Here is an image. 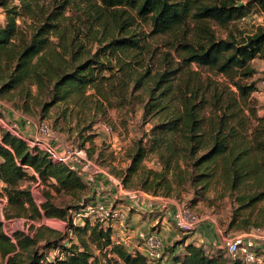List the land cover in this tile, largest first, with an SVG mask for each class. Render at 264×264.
Returning <instances> with one entry per match:
<instances>
[{"label": "trees", "instance_id": "16d2710c", "mask_svg": "<svg viewBox=\"0 0 264 264\" xmlns=\"http://www.w3.org/2000/svg\"><path fill=\"white\" fill-rule=\"evenodd\" d=\"M30 1L20 0L24 8L17 12L16 8L7 9V0H0V8L6 9V24L0 26V98L7 97L23 112L39 107L44 116L59 103L79 105L88 99L105 110L123 105L132 92L146 88L142 117L155 119L150 146L142 145L141 140L137 143L124 184L136 178L138 188L154 196L186 190L201 194L214 184L234 196L236 210L264 203V115L257 114L252 98L259 84L252 62L264 61V0L242 6H237L240 0H95L93 15L84 19L76 33L75 28L62 25L70 0L60 1L38 26L23 29L17 25V17L22 23L25 18L37 19ZM251 5L263 16V24L251 32L238 30L234 23L246 16ZM137 19L146 22L152 34L179 37L176 67L153 71L147 66L154 53L146 51L141 38L129 30ZM211 23L225 29L226 36L217 37ZM94 26L100 31L96 40L100 47L91 54L80 33L86 38ZM131 83L135 84L133 90H129ZM90 90L93 92L88 94ZM148 153L156 156L159 171L142 168ZM28 176L48 183L57 193H75L87 187L65 164L51 160L40 147L1 127L5 219L63 217L48 200L39 206L27 189L19 187ZM259 215L255 222L248 217L245 224L252 227L242 232L253 228L264 231V206ZM173 226L180 232L174 221ZM229 226H235L234 217ZM89 227L91 242L101 251L109 249L116 263L147 264L143 254H131L123 244L112 242L110 227L102 228L99 223L90 226L86 221L83 232ZM2 228L0 222V264L97 262L80 235L82 251L71 243L50 260L36 248L39 235L16 232L13 241ZM150 234L145 233L146 237ZM176 245L165 247L171 264H245L226 250L211 254L190 241L184 243L183 253H176Z\"/></svg>", "mask_w": 264, "mask_h": 264}, {"label": "rangeland", "instance_id": "374dc122", "mask_svg": "<svg viewBox=\"0 0 264 264\" xmlns=\"http://www.w3.org/2000/svg\"><path fill=\"white\" fill-rule=\"evenodd\" d=\"M60 1L62 0H31L30 2L34 7L33 11L38 14L36 15L37 19L31 21V19L25 18V23H22V19L17 17V25L23 27V29L38 26L45 21L48 13L53 11ZM239 2L245 5L252 3V0H240ZM35 3L37 7H35ZM93 5H96L95 0H70L63 15L65 21L62 25L68 29L75 28L74 33H76L78 28L83 27L84 19L89 15H93L91 7ZM11 8H16L17 12H22L24 5L20 3V0H7V9ZM249 9L244 18L234 23V26L238 30L251 32L256 25L263 24V16L254 9V6L251 5ZM5 24L6 9L0 8V26H5ZM210 25L217 37L226 36L225 29L213 23ZM129 30L141 38L146 51L154 53L152 61H149L147 64L153 71H155V68L162 70L166 66L176 67L175 64L178 59L175 48L179 42V37L152 34L151 27L139 19L134 21V25L129 27ZM99 33L100 31L96 29V26L91 30V35L86 38L84 37L85 33H80V37L84 40L85 49L90 51L91 54H94L97 48L100 47V45L96 44ZM70 39L71 37H69ZM252 65L257 70L254 78L260 83L264 80V61L255 60L252 62ZM193 68L204 74L208 73L207 69H200L195 67V65H193ZM134 85V83H131L129 90H133ZM145 90L140 89L132 92L126 103L114 105L113 107L105 108V110L98 107L94 99L92 101L88 99L79 105L71 102L59 103L52 107L44 116L41 115L39 107H32L30 111L23 112L18 107H15L7 97L0 98V130L3 126L4 129L15 133L16 128L12 127V124H14L13 121H15L16 117L22 118L25 123L26 120H31L32 124L30 126L34 129V132L38 122H43L51 129V135H41V141L49 143L57 152H62L65 148L82 150L89 164L86 173L74 171L87 184V187L80 191L75 190V193L66 194L63 191L57 193L47 185L48 183L45 184L41 181L31 180L29 176H33L34 174L31 170H28L29 176L19 182V187L27 189L37 205L40 206V204L48 200L50 207L58 212V214H63V217L43 216L39 220H31L25 217L5 219L4 209L7 205V199L2 191L3 184L0 182V222L3 223V233L7 237L14 241L17 235L15 234L16 232L26 236L39 235L36 245L38 252L52 260L64 251L63 246L69 247L71 243L75 244L82 251L83 248L78 239V235H80L83 240H86L85 244L88 245L90 251L97 257L96 264H121L112 260V255L108 253L109 249L104 248L101 251L91 242L90 227L83 232L85 222L88 221L90 222V226H93L94 223H99L102 228L110 227L112 242L121 243L126 248L127 246H131V244L137 245V247H140L139 249L135 247L132 249L127 248V250L131 254L137 251L146 258L148 252L145 244L139 240L138 236L140 232L136 233V239H126V233H124V238L117 236L119 229L125 228L126 232L125 218L118 208L115 209L116 211L119 210L122 214V220H99L93 217H83L85 208L88 205L98 202L114 208L113 205L118 203V196L117 198H110L113 205L105 202L104 199H97L100 198V195L97 196V186H99L101 181L117 184L116 186L122 187L121 191L135 198L147 195L154 201L150 202L151 207L156 206L155 209L153 208V211L150 210L148 213L150 215L157 208L163 210L162 212L170 211L169 215H163L167 219L166 221H169V225L167 224L166 226L169 229L173 228L172 225L170 226L171 221L169 216L173 214L177 204H185L201 219L200 225L203 224L204 228L207 226L205 229H208L212 233H215V229L220 231L216 232L214 237H207L208 241L204 239L205 234L204 238L198 234L195 235L198 229L191 233L177 232L175 239L170 240L169 238L163 239V237H159L155 233L161 223L150 227L149 231L143 232V235L147 232L154 234V236L161 240L164 249L160 251L159 259H154L151 256L147 257V264H171V255L166 252V249L170 248L173 244H177L175 246L176 253H183L184 243L190 242L195 238L207 250L216 241L220 244L221 235L224 233L236 234L251 228L252 225L245 224L248 217L253 222L260 220L259 210L264 206V203H258L247 210H236L238 206L236 199L220 185L213 184L208 191H201V194H196L194 190H186L180 191L179 194L173 192L169 196H154L139 189L136 178H131V181L128 180L127 185L124 184L125 171L130 165V155L134 153L137 143L141 140L142 145L147 148L150 146L151 128L155 119L147 118L144 120L142 117L143 102L148 98ZM92 92L90 90L88 94ZM252 98L257 105V114L259 116L264 115V87L258 84L257 91L252 94ZM106 128H109V130ZM141 166L143 169L156 171L161 169L156 156L152 153L147 154ZM52 182L50 181V183ZM196 189L200 190V187ZM233 217L235 218V226L230 227L229 223ZM159 222L162 221L160 220ZM241 227L243 230H241ZM128 233L131 234V230ZM262 239L256 240V253L261 258L262 264H264V238ZM260 242L263 243V247H259ZM217 249L223 251L221 248ZM157 259L159 261L155 263Z\"/></svg>", "mask_w": 264, "mask_h": 264}, {"label": "built area", "instance_id": "2783aa9c", "mask_svg": "<svg viewBox=\"0 0 264 264\" xmlns=\"http://www.w3.org/2000/svg\"><path fill=\"white\" fill-rule=\"evenodd\" d=\"M259 84L261 87H264V80H262ZM26 123L27 125H30L32 124V121L26 120ZM12 125V127L16 128L15 124ZM106 129L109 130V128ZM41 135H51V129H49L47 124L38 122L35 127L34 134L31 137L26 138L27 142L31 146L40 147L47 153L51 160L65 164L69 170L86 173L89 164L87 157L82 150L65 148L64 151L57 152L50 146L49 143L41 141ZM83 217H93L99 220H122V214L119 212V210L116 211L115 208H111L100 203L86 206ZM172 219L176 228L181 232L195 231L198 229L201 223V219L185 204H177L175 211L172 214ZM138 237L139 239L144 240V244L148 252L147 257L151 256L154 259L159 258L162 247L161 240L154 236V234H150L148 237H146L145 233L143 235V232H140ZM262 238H264V231L260 228H253L247 232H240L236 234L224 233L221 235L220 246L229 254H231L233 258L236 256L241 258L245 264H262L261 258L256 253V240H263Z\"/></svg>", "mask_w": 264, "mask_h": 264}, {"label": "crops", "instance_id": "0c3cea01", "mask_svg": "<svg viewBox=\"0 0 264 264\" xmlns=\"http://www.w3.org/2000/svg\"><path fill=\"white\" fill-rule=\"evenodd\" d=\"M15 126H16V134L21 135L23 138H29L34 134V129L32 128V126L27 125V123H25V121L20 118V117H16L15 121H13ZM111 179V178H110ZM113 182V181H112ZM114 183V182H113ZM98 185V183H97ZM117 184H111L108 183L107 181H101L99 183L98 187V191H97V196L100 195V200H103L107 203L112 204V200H110V198H117L118 196V203L114 204L113 207L114 208H118L122 214L124 215V222L126 225V232H125V228H123L122 230L119 229L117 236H120L122 238H124V233H126L127 237L126 239L130 238V239H136V233L139 232H146L149 231L148 229L150 227H153L159 223L160 227L158 230H156L155 233H157V235L159 237H163V239L169 238L170 240L175 239L176 234H177V230L174 228L173 226V221H172V214L169 216L170 218V226L172 225L173 228H167V224L169 225V221H166L167 219L163 217V215H169L170 211H165L162 212L163 210H159L158 208L152 212L153 214H148L151 211H153L155 209L156 206L151 207V203L150 202H154L151 200V198H149L147 195H143V196H138V197H132L130 196V194H125L123 191H121L122 187L121 186H116ZM102 197V198H101ZM110 200V201H109ZM156 201V200H155ZM154 208V209H153ZM145 213V215H144ZM162 222H159V221ZM203 224L200 225V227L198 228V230L195 232V235H200L204 238V234H205V238L208 241L207 237H214V235H216L215 233H218V230L215 229V233L209 231L208 229H205L207 226H205V228L203 227ZM129 230H131V234L128 233ZM168 235V236H166ZM129 239V240H130ZM194 243H196V245H200L195 238H193ZM262 242V241H261ZM259 244V247H263V243ZM125 243V242H124ZM142 243L144 244V241L142 240ZM214 245V246H213ZM210 248H207L208 252L215 253L218 249L217 248H221L223 249L220 244L216 241ZM202 246V245H201ZM140 248L139 246L137 247V245H132L131 246H127L128 249H132V248ZM146 248V247H145ZM206 249V247H203ZM264 248V247H263ZM224 250V249H223Z\"/></svg>", "mask_w": 264, "mask_h": 264}, {"label": "water", "instance_id": "95a60500", "mask_svg": "<svg viewBox=\"0 0 264 264\" xmlns=\"http://www.w3.org/2000/svg\"><path fill=\"white\" fill-rule=\"evenodd\" d=\"M243 5V3H241V2H239L238 4H237V6H242Z\"/></svg>", "mask_w": 264, "mask_h": 264}]
</instances>
